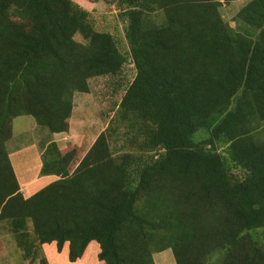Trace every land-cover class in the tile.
Listing matches in <instances>:
<instances>
[{"label":"trees","instance_id":"1","mask_svg":"<svg viewBox=\"0 0 264 264\" xmlns=\"http://www.w3.org/2000/svg\"><path fill=\"white\" fill-rule=\"evenodd\" d=\"M85 1L116 6L128 53L73 0H0V222L24 258L47 264L42 246L56 242L76 262L95 241L104 264H156L166 250L176 264H264V0L236 27L221 10L237 0ZM129 58L124 150L111 129L79 157L51 141L40 174L57 180L26 198L14 119L68 132L74 95Z\"/></svg>","mask_w":264,"mask_h":264},{"label":"rangeland","instance_id":"2","mask_svg":"<svg viewBox=\"0 0 264 264\" xmlns=\"http://www.w3.org/2000/svg\"><path fill=\"white\" fill-rule=\"evenodd\" d=\"M87 10L99 32L111 33L122 49L128 53L125 39L126 19L120 16L116 6L107 2L89 3L85 0H73ZM250 0H237L224 6L221 14L226 22L236 27V15ZM76 41H82L77 35ZM136 70L129 58L128 64L116 77H96L88 81L89 93L74 95V109L69 121V131L52 134L37 124L31 116H20L13 121V136L7 143L9 157L19 181L30 183L25 195L35 194L48 186L53 178L40 174L42 153L49 142H56L65 152L76 150L78 157L87 152L99 135L111 129L109 143L114 152L124 150L122 146L130 138L127 129L119 122L117 110L126 89L134 81ZM127 139V140H126ZM82 158V157H81ZM77 162H74V165ZM52 179V180H51ZM0 264H28L23 251L18 248L8 224L0 223ZM156 264H176L171 250L154 254ZM33 264H40V259Z\"/></svg>","mask_w":264,"mask_h":264},{"label":"crops","instance_id":"3","mask_svg":"<svg viewBox=\"0 0 264 264\" xmlns=\"http://www.w3.org/2000/svg\"><path fill=\"white\" fill-rule=\"evenodd\" d=\"M44 177L53 178V180L51 179L52 182H50V184L57 180V177L55 176H44ZM19 184L21 187V192L24 194L26 198H29L33 195L31 193H28V191H27V195H25V188L27 189L28 187H30V183L23 184L19 181ZM100 252H101L100 245L97 242L93 241L88 245L82 258H80L76 262H70L68 243L65 244L61 252H58L56 242L51 243V244H45L42 246L43 257L46 260L47 264H104L102 261L99 260L98 256ZM27 263L31 264L29 260H27Z\"/></svg>","mask_w":264,"mask_h":264}]
</instances>
